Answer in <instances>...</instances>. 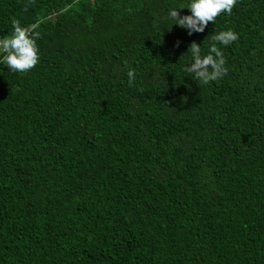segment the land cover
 <instances>
[{
  "label": "trees",
  "instance_id": "obj_1",
  "mask_svg": "<svg viewBox=\"0 0 264 264\" xmlns=\"http://www.w3.org/2000/svg\"><path fill=\"white\" fill-rule=\"evenodd\" d=\"M183 2L0 0L40 54L0 65V264H264V0L192 35ZM223 28L227 75L184 76Z\"/></svg>",
  "mask_w": 264,
  "mask_h": 264
},
{
  "label": "clouds",
  "instance_id": "obj_2",
  "mask_svg": "<svg viewBox=\"0 0 264 264\" xmlns=\"http://www.w3.org/2000/svg\"><path fill=\"white\" fill-rule=\"evenodd\" d=\"M238 0H184L179 6L168 8L167 18L176 26L185 29L188 35L203 33L209 22L215 24L221 14L231 15ZM180 9H188V14H182ZM12 31L0 37V65L12 72L25 73L34 68L40 61L37 39V25L25 27L18 19L11 20ZM238 33L232 28H223L211 35L206 46L192 41L185 53L187 56L182 64L184 76L198 80L203 85L221 79L227 75L228 68L222 47L231 45L238 40ZM219 45V46H218ZM179 46V41L174 47ZM127 82L132 85L136 72L129 69L126 72Z\"/></svg>",
  "mask_w": 264,
  "mask_h": 264
}]
</instances>
